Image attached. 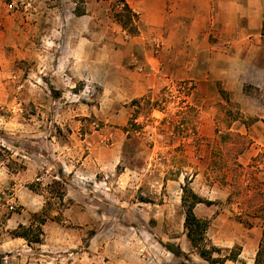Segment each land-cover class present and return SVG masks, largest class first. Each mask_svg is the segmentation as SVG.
<instances>
[{"label": "rangeland", "instance_id": "rangeland-1", "mask_svg": "<svg viewBox=\"0 0 264 264\" xmlns=\"http://www.w3.org/2000/svg\"><path fill=\"white\" fill-rule=\"evenodd\" d=\"M97 1L85 28L86 19L75 14L82 0H0L4 264H209L186 234L181 198L188 182L213 202L195 211L209 221L207 238L221 255L236 246L253 255L261 221L248 216L249 226L238 214L255 187L264 192V22L240 38L241 30L219 23L211 45L202 39L135 43L127 68H147L151 87L130 99L116 92L115 72L107 75L106 64L103 73L97 59L105 44V55L119 61L121 41L141 31L119 0ZM82 37L91 41L86 55L95 62L84 77L69 62L60 69L67 41ZM135 114L139 127L129 133L125 127ZM228 131L251 141L238 156L246 167L240 194L233 193L231 171L218 178L214 165L218 135ZM54 180L62 181L64 200L50 197ZM49 198L59 218L43 225L42 242L15 237L12 231L28 226ZM167 243L180 246L188 259L171 253Z\"/></svg>", "mask_w": 264, "mask_h": 264}, {"label": "crops", "instance_id": "crops-1", "mask_svg": "<svg viewBox=\"0 0 264 264\" xmlns=\"http://www.w3.org/2000/svg\"><path fill=\"white\" fill-rule=\"evenodd\" d=\"M134 13L137 14L136 23L141 35L134 37L130 42L121 41V45L116 50L121 59L117 62L111 61L105 55L106 45L103 44V53L97 59L98 69L109 68L107 75L115 72L116 92L123 97L138 98L150 91L151 85L148 83L147 68L143 66L130 71L126 62L131 60L134 54V44L144 42H162L165 45L187 43L211 45V34L213 29L219 27V23L229 29L241 30L237 35L240 38L248 28H258L264 22V0H126ZM97 0L87 1V13L81 19H86L85 28L89 27L94 14ZM253 15V16H252ZM254 15L257 18L254 19ZM84 21V20H82ZM121 30L124 29L121 25ZM202 30H206L203 32ZM91 41L81 38L74 44L69 39L66 43L67 51L61 57L60 69L68 66L67 62L73 64L70 69L74 70L80 77L87 73L85 69H94L90 61L88 48ZM107 64V66H106ZM261 241V239H260ZM258 252V247L251 256H246L243 250L239 259H243L247 264H254Z\"/></svg>", "mask_w": 264, "mask_h": 264}, {"label": "trees", "instance_id": "trees-1", "mask_svg": "<svg viewBox=\"0 0 264 264\" xmlns=\"http://www.w3.org/2000/svg\"><path fill=\"white\" fill-rule=\"evenodd\" d=\"M123 4L124 10L127 12V16L130 21H134L137 18V14L133 12L126 0H119ZM83 4V6H82ZM81 6H77L75 9V14L77 16H82L86 14V8L84 7L85 0H82ZM134 25V24H133ZM145 105H151L150 101H144ZM134 106L139 108L144 107L142 101L139 99H134ZM137 114L133 115L129 121V124L125 127V130L131 133L136 127H139L135 122ZM133 129H132V128ZM250 139L241 133H236L228 131L226 133L218 135V147L219 155L217 156L214 165L217 170V177L225 176L223 174L224 169L230 170L233 177V193L243 192L242 184L240 183V178L245 175L246 167L238 161V156L241 155L249 146ZM64 170L59 169V175L61 178L64 177ZM223 174V175H222ZM222 175V176H221ZM50 187L48 192L50 197L58 198L59 200H64L66 196L65 188L63 187L62 181L54 180L53 185ZM182 206L185 213V230L189 241L191 242L194 249L198 252L201 258L209 262V264H225L228 260L238 261L241 255L242 248L236 246L233 248L229 254L221 255L222 248L212 244L207 238V231L209 228V221L203 219L196 214V207L202 203H213L212 201L204 198L199 193H197L190 185L186 183L182 186ZM259 187L254 188V193L249 198V204L244 208L241 207V212L238 214V219L241 222L247 223L252 226L247 217L251 216L253 218L259 219L261 221V226L263 228L262 237L259 244V250L257 252L254 264H264V201L262 200V195L264 192L260 193ZM232 198V193L228 199L230 201ZM149 201V200H145ZM52 202L49 201L45 207L32 216V221L28 226L20 225L18 228L12 231L15 237H22L28 240L29 243H41L43 239V225L49 220L54 218H59V216H52ZM165 247L173 253L175 256L188 259V254L180 246L175 243H167ZM219 254L218 256H216ZM4 255L0 252V264H4ZM184 264V262H182ZM243 264H247L243 262Z\"/></svg>", "mask_w": 264, "mask_h": 264}]
</instances>
